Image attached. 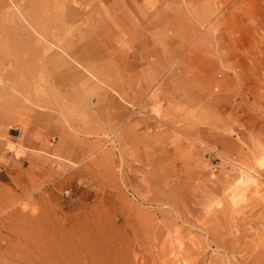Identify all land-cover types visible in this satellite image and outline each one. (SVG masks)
I'll list each match as a JSON object with an SVG mask.
<instances>
[{
    "label": "rangeland",
    "instance_id": "1",
    "mask_svg": "<svg viewBox=\"0 0 264 264\" xmlns=\"http://www.w3.org/2000/svg\"><path fill=\"white\" fill-rule=\"evenodd\" d=\"M22 116L0 264L264 262V0H0Z\"/></svg>",
    "mask_w": 264,
    "mask_h": 264
},
{
    "label": "crops",
    "instance_id": "2",
    "mask_svg": "<svg viewBox=\"0 0 264 264\" xmlns=\"http://www.w3.org/2000/svg\"><path fill=\"white\" fill-rule=\"evenodd\" d=\"M22 117L26 119V127H22L20 118H18L17 124L10 127L6 134L0 137V175L2 176L8 175V170L15 165L17 156L21 154L20 146H24L27 132L31 126L35 125L26 116Z\"/></svg>",
    "mask_w": 264,
    "mask_h": 264
},
{
    "label": "bare ground",
    "instance_id": "3",
    "mask_svg": "<svg viewBox=\"0 0 264 264\" xmlns=\"http://www.w3.org/2000/svg\"><path fill=\"white\" fill-rule=\"evenodd\" d=\"M262 161V160H261ZM264 161V160H263ZM261 163V162H260ZM262 166H264V162H262ZM230 241V240H229ZM224 242V241H223ZM232 243H233V241H232ZM227 244V243H226ZM237 244V243H236ZM224 245V244H223ZM222 245V247H227L226 249V251H233L232 249H233V246H231V247H229L228 245L227 246H223ZM264 246V245H263ZM229 247V248H228ZM235 247V246H234ZM224 249V248H223ZM234 249H236V248H234ZM260 250H262L261 248H260ZM251 251V250H250ZM234 252V251H233ZM264 254V253H263ZM259 255V254H258ZM257 255V256H258ZM264 256V255H263ZM260 257V256H259ZM259 257H256V258H259ZM255 257H254V259L252 260V262L251 263H249V264H264V262H261V260H257Z\"/></svg>",
    "mask_w": 264,
    "mask_h": 264
}]
</instances>
